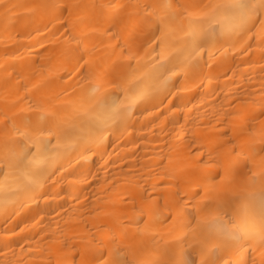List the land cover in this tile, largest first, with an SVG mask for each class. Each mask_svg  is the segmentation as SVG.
<instances>
[{
    "label": "bare ground",
    "instance_id": "obj_1",
    "mask_svg": "<svg viewBox=\"0 0 264 264\" xmlns=\"http://www.w3.org/2000/svg\"><path fill=\"white\" fill-rule=\"evenodd\" d=\"M0 264H264V0H0Z\"/></svg>",
    "mask_w": 264,
    "mask_h": 264
}]
</instances>
